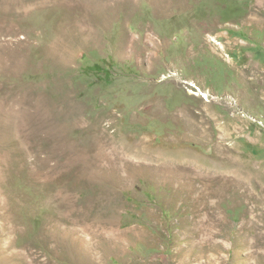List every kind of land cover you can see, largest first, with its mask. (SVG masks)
I'll return each instance as SVG.
<instances>
[{"label": "rangeland", "instance_id": "1", "mask_svg": "<svg viewBox=\"0 0 264 264\" xmlns=\"http://www.w3.org/2000/svg\"><path fill=\"white\" fill-rule=\"evenodd\" d=\"M0 264H264V0H0Z\"/></svg>", "mask_w": 264, "mask_h": 264}]
</instances>
